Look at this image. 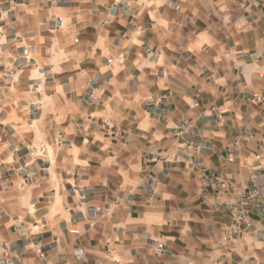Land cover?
I'll list each match as a JSON object with an SVG mask.
<instances>
[{
    "label": "crops",
    "instance_id": "0c3cea01",
    "mask_svg": "<svg viewBox=\"0 0 264 264\" xmlns=\"http://www.w3.org/2000/svg\"><path fill=\"white\" fill-rule=\"evenodd\" d=\"M0 264H264V0H0Z\"/></svg>",
    "mask_w": 264,
    "mask_h": 264
},
{
    "label": "built area",
    "instance_id": "2783aa9c",
    "mask_svg": "<svg viewBox=\"0 0 264 264\" xmlns=\"http://www.w3.org/2000/svg\"><path fill=\"white\" fill-rule=\"evenodd\" d=\"M258 100H259V98H258ZM182 132H179V134H181ZM158 249L160 250V249H162V245L161 244H158ZM41 256H42V254H41Z\"/></svg>",
    "mask_w": 264,
    "mask_h": 264
}]
</instances>
